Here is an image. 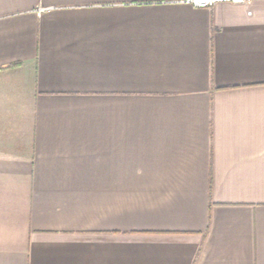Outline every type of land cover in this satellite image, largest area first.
<instances>
[{"label":"crops","instance_id":"0c3cea01","mask_svg":"<svg viewBox=\"0 0 264 264\" xmlns=\"http://www.w3.org/2000/svg\"><path fill=\"white\" fill-rule=\"evenodd\" d=\"M0 264H264V0H0Z\"/></svg>","mask_w":264,"mask_h":264},{"label":"built area","instance_id":"2783aa9c","mask_svg":"<svg viewBox=\"0 0 264 264\" xmlns=\"http://www.w3.org/2000/svg\"><path fill=\"white\" fill-rule=\"evenodd\" d=\"M218 1L247 4L253 0H186L188 4H190L191 6L195 8H209L213 6L215 3H217Z\"/></svg>","mask_w":264,"mask_h":264}]
</instances>
